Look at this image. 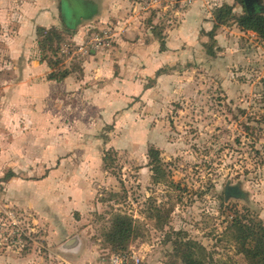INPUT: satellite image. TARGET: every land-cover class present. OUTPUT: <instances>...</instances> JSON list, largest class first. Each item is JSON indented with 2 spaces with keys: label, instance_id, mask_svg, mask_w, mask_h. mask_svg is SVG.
<instances>
[{
  "label": "rangeland",
  "instance_id": "obj_1",
  "mask_svg": "<svg viewBox=\"0 0 264 264\" xmlns=\"http://www.w3.org/2000/svg\"><path fill=\"white\" fill-rule=\"evenodd\" d=\"M58 1L0 0L6 5L0 15L8 16L0 19V65L8 63L7 39L27 31L26 13L34 16L44 2ZM110 2H130L127 11L142 24L129 39L106 23L103 28L115 35L98 52L119 47V38L131 40L127 71L111 69L140 85L106 116L100 106L84 112L78 99L66 97L44 104L65 118L37 113L26 129L24 119L11 127L12 120L0 117L4 174L18 176L12 170L19 168L37 182L20 190L24 202L7 200L0 185V264H182L175 249L180 241L203 247L205 264H246L224 232L236 216L264 225V39L240 26L241 0ZM246 2L250 13L264 15V0ZM221 6L230 7L231 15L214 28ZM61 13L71 27L73 7L63 4ZM39 29L59 36L44 52ZM100 29L84 28L77 41L74 34L82 29L67 33L62 25L34 24L33 48L40 61L58 60L52 67L44 61L51 72L67 70L79 78L91 53L80 48ZM162 47L169 53L156 69L134 60L147 53L158 58ZM57 129L63 134L55 135ZM150 149L158 151L159 176ZM23 152L29 155L26 167ZM226 188L235 192L226 194ZM115 215L133 224L131 236L117 246L108 240Z\"/></svg>",
  "mask_w": 264,
  "mask_h": 264
},
{
  "label": "crops",
  "instance_id": "obj_2",
  "mask_svg": "<svg viewBox=\"0 0 264 264\" xmlns=\"http://www.w3.org/2000/svg\"><path fill=\"white\" fill-rule=\"evenodd\" d=\"M110 1L111 0H76V2H72L75 8L73 14L74 28H69L62 19L61 0H59L58 3L44 2L45 5L42 8L35 10L36 13L34 16L33 14L27 15L26 13L25 22L27 31L22 34L19 33L16 37L11 38V40L7 39L9 54L8 63L0 65V77L7 73L11 76L8 79H0V117L12 120L10 123L11 127H14L13 121L20 119L25 120L26 129L31 127L29 121L32 120L37 113L40 115L45 113L49 119L52 117L65 118L62 112L53 114L49 107L44 105L50 102L52 98L58 100L61 98L66 99V97L74 100L78 99V102L82 104L81 111L84 112H88V109L92 108L95 110L97 106H100L101 109H104V115L106 116L112 110L113 104L116 105L123 101L128 102L131 97L134 96V93H132L136 91L134 87L140 84L130 82L127 77L122 78L121 74L115 77L111 69L113 65H116L119 73H125L127 71L125 63L129 60H127L128 53H126V50L128 48L126 47L135 45L130 43L131 40L119 38L117 40V45H119V47H113L103 53L91 52L87 57V61L81 66L84 71L82 77L78 78L74 73H70L61 81L48 80L46 78L47 74L51 72L50 67L46 62L40 61V59L37 58L35 53L36 50L33 48L34 24L48 27L52 25H62V27L69 31L82 29L79 31L76 30L77 32L73 37L74 40L81 41L83 37L81 31H83L84 28L91 26L100 29L103 28L106 23H109L117 30H124L125 33L123 35L125 36L126 34L130 39L131 36L135 35L133 31L139 32L140 30L142 24L140 22V17L134 12L129 14L130 10L127 11L128 5L131 4L130 2ZM4 6L6 7L3 2H0L1 12H3L2 8ZM189 11L188 9L184 16H186ZM146 16L147 13L144 12V17ZM3 17L4 15H0V19L6 21L8 16L5 18ZM133 40L135 41V37ZM167 48L168 50L172 49L169 44ZM149 49L152 48L149 47ZM144 51L146 50H142V52ZM165 52L169 53V51L157 53L156 56L158 58H148V53L145 55L141 54V59L134 57V60L137 63L139 61H147L145 63L149 65L148 68L153 70V67L156 69L161 64L159 63L162 57L161 55L165 54ZM83 104L86 106H83ZM58 128H60V125H58ZM63 131L64 129H57L55 135H61ZM25 140H27L29 144V140ZM48 141H45V146L46 150L49 152L51 150V141L49 138ZM26 149L30 150L31 148L27 146ZM26 152H23L21 161L23 163L22 167L29 165V155L26 154ZM4 160L5 157L0 155V185H5L6 198L10 202H13V200L24 202V199L19 197L21 195L20 190L26 189L27 187L33 188V183L37 182L28 179L29 176H24L19 168L12 171L18 176L22 175L26 180L14 176L6 182H1L5 175L4 167L6 165L4 164ZM28 171L29 169H26V172ZM52 172L53 171L50 170L47 176L49 177L52 175ZM47 176L41 181H45ZM30 198H32V196H30Z\"/></svg>",
  "mask_w": 264,
  "mask_h": 264
},
{
  "label": "trees",
  "instance_id": "obj_3",
  "mask_svg": "<svg viewBox=\"0 0 264 264\" xmlns=\"http://www.w3.org/2000/svg\"><path fill=\"white\" fill-rule=\"evenodd\" d=\"M244 7L245 13L239 18V24L242 28L250 30L256 33L260 38L264 39V15L257 13H250L247 9V5L244 0H241ZM231 8L228 6H221L216 11V25L225 23L227 18L231 15ZM65 29V28H64ZM68 33L69 30L65 29ZM38 35H42L43 40H40V49L44 52V47H48L54 41V38L59 39L58 34L55 31H45L42 29L38 30ZM51 49V47H50ZM164 48H161V52ZM52 55H56L57 49L52 50ZM45 57V55H44ZM55 59V58H53ZM42 60L48 62L49 66H55L58 64V60L54 63L51 60L43 58ZM55 64V65H54ZM70 72L64 70L62 72H55L53 70L48 76V80L61 81L66 78ZM148 156L151 159L152 169L155 175L161 172L160 159L157 150L150 149L148 151ZM106 159L103 157V162L106 164ZM15 175L12 172H7L1 182H6L13 178ZM159 176V175H158ZM156 180V178H154ZM226 194L234 193L235 189L226 188ZM243 219V220H242ZM232 217L228 223L225 235L234 244L235 249L244 256L246 264H264V225L263 223L251 217L244 216L243 218ZM133 233V224L131 218L127 216L115 215L111 227L108 233V240L114 244L119 245L123 243L126 238H129ZM123 247V246H122ZM121 248V247H120ZM119 249V248H117ZM176 252L180 255V261L182 264H205L204 259V248L192 241L187 242H176L175 243Z\"/></svg>",
  "mask_w": 264,
  "mask_h": 264
},
{
  "label": "built area",
  "instance_id": "obj_4",
  "mask_svg": "<svg viewBox=\"0 0 264 264\" xmlns=\"http://www.w3.org/2000/svg\"><path fill=\"white\" fill-rule=\"evenodd\" d=\"M113 34L111 32V29L109 28H103L100 30H93L88 37V41L86 43L87 47L85 49L80 48V51L84 50L85 52H98L100 50H103L105 48H108L111 46V41L113 39ZM62 52H65L63 49H61ZM70 53V52H67ZM116 259L115 261H117ZM136 264L138 263V260H136Z\"/></svg>",
  "mask_w": 264,
  "mask_h": 264
},
{
  "label": "water",
  "instance_id": "obj_5",
  "mask_svg": "<svg viewBox=\"0 0 264 264\" xmlns=\"http://www.w3.org/2000/svg\"><path fill=\"white\" fill-rule=\"evenodd\" d=\"M61 2H62V8H63V4H67V5L71 6V11H72V7H73V14H74L75 8H74V6H73L74 4L72 2H76V0H61ZM244 2H246V0H244ZM74 26H75V24H73L71 27H69V26L68 27L69 28H74Z\"/></svg>",
  "mask_w": 264,
  "mask_h": 264
},
{
  "label": "flooded vegetation",
  "instance_id": "obj_6",
  "mask_svg": "<svg viewBox=\"0 0 264 264\" xmlns=\"http://www.w3.org/2000/svg\"><path fill=\"white\" fill-rule=\"evenodd\" d=\"M247 5V9L251 8V2H245Z\"/></svg>",
  "mask_w": 264,
  "mask_h": 264
}]
</instances>
